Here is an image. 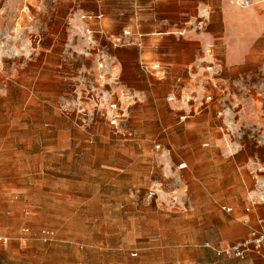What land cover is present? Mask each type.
<instances>
[{"label": "rangeland", "instance_id": "1", "mask_svg": "<svg viewBox=\"0 0 264 264\" xmlns=\"http://www.w3.org/2000/svg\"><path fill=\"white\" fill-rule=\"evenodd\" d=\"M162 2L0 0V264H206L204 210L246 212L264 176L248 137L264 129V31L255 61L240 34L264 26V0ZM151 11L175 35L212 33L180 89L142 69Z\"/></svg>", "mask_w": 264, "mask_h": 264}, {"label": "crops", "instance_id": "2", "mask_svg": "<svg viewBox=\"0 0 264 264\" xmlns=\"http://www.w3.org/2000/svg\"><path fill=\"white\" fill-rule=\"evenodd\" d=\"M161 1H165L162 2V4H171L166 3L169 0ZM142 16H145L142 20L145 21L147 27L145 33H142V39L140 40V46L142 47L140 55L141 57H151L150 60H147L149 58L143 59V63L161 65V69L155 71V73L165 77L167 71H169L171 83L176 85L175 81L177 80V86L178 89H180V85H183L182 82L185 84L189 82L188 76H190V74L192 75L191 69L196 61L200 59V61L208 60L209 56L211 58L213 57V54L210 53L213 51V47L210 45L212 42L210 38L212 33L204 32L195 35L191 31L188 32L189 34L187 36H178L168 31L172 29V27L177 26V23L171 21L167 12L151 11L150 13L146 12L145 15ZM263 31V22L257 26H253L252 34L244 28L242 29L240 34V44L242 47L240 59L243 62L256 60V53L254 51L248 53V50L251 45L256 43L257 39L259 40ZM256 45L258 46L257 51H259L260 43L257 42ZM218 46L221 47V43H217V51L220 49ZM224 55L229 57L234 56L231 51H225ZM245 206L247 208L250 207L251 212H245L243 207L238 208L234 213L233 220H228L213 204H210L209 207L204 210V228L205 232L210 234L204 246L205 256H208L210 259L206 264H264L262 259L253 254L247 255L243 260L218 254L219 250L242 242L247 238L249 227L244 222L245 219H251L252 222H255L258 218L264 219V203H255L250 200ZM224 207L226 206L221 208L222 211H224ZM230 208L234 211L233 207ZM241 219H243V221H241ZM0 232L3 231L0 230Z\"/></svg>", "mask_w": 264, "mask_h": 264}, {"label": "built area", "instance_id": "3", "mask_svg": "<svg viewBox=\"0 0 264 264\" xmlns=\"http://www.w3.org/2000/svg\"><path fill=\"white\" fill-rule=\"evenodd\" d=\"M246 5H248L246 1ZM102 14H84L81 16V20L84 23H92V22H100L102 19ZM85 32L87 35H92V30L90 28H86ZM126 36H131V32H127ZM142 69L145 72H155L161 69V65L159 64H146L141 63ZM209 69H212L209 67ZM175 99V96L169 97V101H173ZM211 97H206V101H210ZM113 108H115V105H113ZM184 119V117H183ZM116 119L112 120V125L116 124ZM246 131L240 130V135H244ZM248 137L251 138L256 142L257 145H261L264 147V129H258L257 127H254L251 131L248 133ZM208 146V145H205ZM160 148V147H158ZM264 170V169H263ZM259 179L256 182V190L253 192L255 194L254 197H252L251 202H257V203H264V176H258ZM224 211L227 213L233 212L232 208H223ZM246 212H251V208L248 207L246 209ZM244 222L249 227V233L247 238L239 243H236L234 245H231L223 250H219V255H226L228 257H233L237 259H245L247 255L253 254L260 259L264 261V219L258 218L255 222H252L251 219H245ZM25 235L29 233V229L26 228L22 231ZM56 237V233L52 229L44 228L41 229L38 235V238L45 242H52ZM11 241V238L7 236L5 233L0 232V247L7 248ZM133 257L137 256V253L132 254Z\"/></svg>", "mask_w": 264, "mask_h": 264}, {"label": "bare ground", "instance_id": "4", "mask_svg": "<svg viewBox=\"0 0 264 264\" xmlns=\"http://www.w3.org/2000/svg\"><path fill=\"white\" fill-rule=\"evenodd\" d=\"M182 167H184V166H182Z\"/></svg>", "mask_w": 264, "mask_h": 264}]
</instances>
